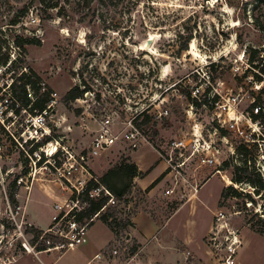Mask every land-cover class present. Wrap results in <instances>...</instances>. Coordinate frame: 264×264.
Here are the masks:
<instances>
[{"label":"rangeland","instance_id":"rangeland-1","mask_svg":"<svg viewBox=\"0 0 264 264\" xmlns=\"http://www.w3.org/2000/svg\"><path fill=\"white\" fill-rule=\"evenodd\" d=\"M19 37L32 41L19 47L24 66L57 94V104L46 121L50 136L39 141L45 143L44 150L48 138H63L78 149L90 147L99 128L97 120L103 116L111 117L115 133L125 130L127 118L137 117V124L160 143L190 138L195 131L207 137L217 127L216 100L224 103L239 95L237 113L244 116H250L255 105L264 107V0H0V39L7 41L2 52L14 54ZM149 39L152 42L147 45ZM74 87L95 95L66 102L65 95ZM196 87H201L200 101L193 96ZM166 107L168 118H157ZM27 120V115L14 118L12 132L17 138L27 131ZM247 120L241 126L249 136ZM259 121L261 139L258 146L251 144L255 161L264 157V112ZM219 134L226 139L219 142L216 167L198 170L197 178L195 170L189 171L187 182L181 181L170 196L151 199L149 210L163 223L188 193L173 223L193 216L207 228L209 208L215 212L224 208L229 226L240 232L243 242L238 264H264V189L255 192L260 182L264 185V172L247 176L256 184L245 180L236 185L231 149L237 153L242 143L226 129ZM0 141V264H7L8 258L25 253L22 242L28 241L36 252L39 247L32 243L34 235L24 211H19V201L26 203L28 214L45 228L59 214L55 207L71 193L60 182H48L54 177L40 171L36 178L46 183H33L28 192L25 188L33 181L28 173L34 167H30L32 161L24 164L25 151L34 145L24 144L23 150L7 137ZM119 150L105 153L108 160L116 157L110 165L124 159ZM100 159L94 158L96 162ZM226 162L230 163L227 167ZM216 171L220 173L211 177ZM208 178L200 193L203 202L190 198L193 190L188 186ZM223 185L234 187L235 197L216 207ZM126 199L141 205L148 201L144 193L133 190ZM55 227V235L65 239L61 234L68 230L61 224ZM216 264L220 263L216 260Z\"/></svg>","mask_w":264,"mask_h":264},{"label":"built area","instance_id":"built-area-1","mask_svg":"<svg viewBox=\"0 0 264 264\" xmlns=\"http://www.w3.org/2000/svg\"><path fill=\"white\" fill-rule=\"evenodd\" d=\"M22 58L21 49L16 47L15 53L10 54L8 62L6 64H0V139H6L7 137L15 143L17 148L19 146L23 150L24 144L26 146H28V144L34 145L33 148L29 149V151H25L27 157L24 164H27L28 166L30 164L29 161H32V165H30V167L31 169L34 167V172H29L28 175L33 176L34 180L36 178V174L40 171L48 177H54V180L51 181L60 182L62 189L64 191L67 189V191L71 193V196L74 193H76L77 196L85 193L92 181L98 183V179L91 173V162L102 152L109 151L117 146H121L125 153L130 154L139 151L145 145H151L154 147L159 155L160 161L167 164L166 176L171 177L172 185H174L165 191V195L170 196L175 192V189L180 186L181 181H188L187 176L189 171L194 172L193 170H195L194 177L197 178L198 170L216 167L217 155L220 153L219 142L226 139L224 135L219 134L220 131L226 129L227 131L233 133L240 139L241 143L246 145L248 148L251 147V144L258 146L261 139L259 135L261 123L259 120L263 116L264 107L261 105H255L254 111L250 116L239 115L237 113L239 95H232L228 97L227 102L225 101L223 103L222 101H215L217 127L213 132H210L207 137L203 135V132L197 133V131H195L190 138H178L167 142L161 141L160 143H156L157 139L155 136L146 132L137 124V117L127 118V120L123 122L125 130L115 133L111 117L103 116L101 119L97 120L99 128L93 135L90 147L78 149L72 145H67L63 138L54 141H52L51 138H48L50 141L47 147L49 148L55 146L57 148L54 153H51V149L47 148L44 150L43 147L45 146V143L39 141L46 136H50V130L46 121L53 113V108L57 104V94H51V101L48 103L47 108L42 112H29L26 109H22L18 113L20 104L14 99L13 87L15 81L23 74L29 73L30 70L24 66L21 61ZM41 86L42 91H45V83H42ZM200 89L201 87H196L193 91V96L199 101V96H201ZM28 91L32 96L30 87H28ZM94 95L95 92L89 90L84 96L88 98L94 97ZM164 102L165 100L163 103ZM191 108L193 112V106ZM169 114L170 109L166 107L160 110L157 118H168ZM23 115L28 116L27 131L17 138L12 132L14 118H18ZM245 119H248L247 126L248 129L251 130V135L249 136L247 130L243 127V125L241 126L243 120ZM84 127L85 129H88L87 125H84ZM195 127H197V125ZM42 152H45L46 156H44ZM231 154L232 157H235V163H237L241 156L237 155L233 148L231 149ZM255 164H258L257 171L259 173H263L264 157L257 159ZM218 173H220V171H216L213 175ZM20 183L21 182L19 181V184ZM30 186L25 189L29 190ZM188 188L189 191L193 190L191 195H195L198 193L199 184L188 186ZM102 191L105 192V195L109 196V200L101 212L105 211L109 207L121 208L123 202H120L103 187L91 190L89 192V197L92 198ZM71 196L69 195V199ZM186 196V199L181 196L180 201L185 202L188 199V193ZM67 203L68 201L64 206L57 205L55 207L59 211V214L54 216L53 221L66 210ZM81 205V201L77 199L72 203L71 208H79ZM20 210L21 208L19 211ZM19 211L18 215L20 214ZM100 213L96 214L85 224H77L75 222L69 223L66 235L61 234V237H64L67 240V243H58L52 246L50 242H48V245L51 247L49 250H68L86 243L87 232L90 228L89 225L99 218ZM65 227L66 226H63L64 229ZM231 228L232 227L229 226V217L226 214L225 209L218 208L214 215L213 228L206 237V246L210 249L220 264H238V251L242 247L243 242L239 239L240 232ZM54 229L46 232L55 235ZM21 246L25 253H39L36 252L35 248H33L28 241L22 242ZM131 256V247L128 241L125 239H118L113 246L110 247V249L98 253L92 260L91 264L107 260L110 257L119 259L121 264H133L131 262L133 260ZM187 256L191 257L189 252L187 253ZM14 259L15 258H13V260ZM7 260L8 262L13 261L9 258ZM137 264L146 263L138 262Z\"/></svg>","mask_w":264,"mask_h":264},{"label":"crops","instance_id":"crops-1","mask_svg":"<svg viewBox=\"0 0 264 264\" xmlns=\"http://www.w3.org/2000/svg\"><path fill=\"white\" fill-rule=\"evenodd\" d=\"M117 147L120 148L118 152L123 150L121 146ZM105 153H107V151L99 155L100 158L103 159L97 162L93 160L90 164V170L98 177L103 176L107 171L117 165L115 163V165H110V162L116 160V157L108 160L104 158V155H106ZM121 156L124 158L123 160L135 163L139 171L144 174L142 177L134 180L132 190L133 192L139 191L144 193L148 200L147 202L144 201L143 205L135 203L132 200L123 201L120 211L122 215L130 219L133 224L131 227L124 230L118 238L107 224L97 219L88 229L87 241L83 245L62 252L48 250L32 254L23 253L7 264H91L98 253L110 249L116 240L121 238H125L131 247V257L133 259L131 262L133 264H137L138 262L146 264H216L214 255L204 244V239L213 228L214 215L216 213L214 209L208 207L211 218L207 228H202L193 216L188 217L181 223H173V220H175L177 214L185 206L188 198L183 204L179 205L180 207L178 210H176L168 220L160 223L152 216L149 206L151 207V199L155 200L157 197L165 194V191L169 187L168 182L172 181V179L171 181L168 180L170 176L162 178L166 174L167 164L160 161L157 151L151 145H145L133 154L123 151ZM95 166L99 168L96 170L93 168ZM213 176L214 175L211 177ZM160 178H162V180L146 193V190ZM210 179L211 178H208L203 183H200L198 193L191 195L190 198L197 197L199 202H203L204 198L200 196V193ZM47 181L58 183L57 181ZM37 182L46 183V180L35 178L31 186L33 183L35 184ZM224 187V185L221 187V193ZM68 199L69 194L61 206H64ZM220 199L217 201L216 207H219ZM19 202L29 226L45 232L49 230L54 217L52 218V223L42 228L28 214L26 203L24 205L21 201ZM188 252L190 253V258L187 256ZM96 264H121V261L117 258L110 257Z\"/></svg>","mask_w":264,"mask_h":264},{"label":"trees","instance_id":"trees-1","mask_svg":"<svg viewBox=\"0 0 264 264\" xmlns=\"http://www.w3.org/2000/svg\"><path fill=\"white\" fill-rule=\"evenodd\" d=\"M5 44L7 45V41L0 39V64H6L10 57L9 53L2 52L3 45ZM15 44L19 48L20 46H27L32 44V41H29L24 37H19ZM255 54H257V51H254L253 58H255ZM42 83L43 81L40 76L31 69L29 70V73L23 74L15 81L13 87V96L16 102L20 104L18 113L22 109H26L29 112H42L47 108L48 103L51 101V94H53V92L51 91V89L47 88L46 85V90L42 91ZM28 87H30L32 91V96L29 94ZM87 92L88 91L80 90L79 87H74L65 95V100L66 102H68L81 99ZM194 101L197 102V100ZM197 106H200V104H198ZM253 147L255 146L253 145ZM252 150H254L252 147L248 148L246 145L240 144L237 148V155L241 156L238 159L239 163L236 164L235 157H232V161L235 163V173L238 174H236L234 177V182L236 185L247 183L244 182L245 180L249 181L248 183L250 184H256L254 180L248 178L247 176L254 174V172V175L260 176V173L257 172V169L255 167V160L254 158H251ZM229 164V162H226V167ZM92 175L96 177L94 173H92ZM143 175L144 174L139 171L135 163L123 160L121 163L117 164L115 167L107 171L103 176L99 178L96 177L98 179V183H95L94 181L90 182L85 193L79 196L74 193L68 200L66 210L61 213L56 220L53 221L49 230L54 229L55 226L60 223L62 224V226H66L65 229H68L69 223L75 222L77 224H85L96 214L100 213L101 210L107 205L109 196L105 195V192L102 191L92 198L89 197V192L98 187H103L104 189L108 190L120 202L126 201V196L131 193V190L133 188L134 180L136 178L142 177ZM165 176L166 174L162 178H164ZM162 178L153 183L151 187L146 190V193L153 189L162 180ZM260 187L261 188H257L255 186V192L259 193L262 189H264V185L262 182H260ZM234 192H236L234 190V187H224L221 193L220 203H223V201L227 200L230 197L234 198ZM77 199L81 201V207L71 208L72 203ZM13 202H15V197L13 198ZM183 203L184 201L180 202V204ZM222 203L220 204L221 206H223ZM118 208L119 207L107 208L105 211L100 213L98 219L107 224L112 232L116 235V237L119 238L122 232L131 227L133 224L128 217H121V212L118 210ZM93 224L94 222L91 223L89 227H91ZM30 230L34 235L32 243H37L39 245L38 252L49 250L51 247L48 245V242H50L52 246L58 243H67V240L63 238L57 237L53 234H49L45 231L38 230L34 227H31Z\"/></svg>","mask_w":264,"mask_h":264},{"label":"bare ground","instance_id":"bare-ground-1","mask_svg":"<svg viewBox=\"0 0 264 264\" xmlns=\"http://www.w3.org/2000/svg\"><path fill=\"white\" fill-rule=\"evenodd\" d=\"M56 149L57 148L55 146H53L52 149H51V153H54L56 151Z\"/></svg>","mask_w":264,"mask_h":264},{"label":"water","instance_id":"water-1","mask_svg":"<svg viewBox=\"0 0 264 264\" xmlns=\"http://www.w3.org/2000/svg\"><path fill=\"white\" fill-rule=\"evenodd\" d=\"M151 42H152V39H149L147 45H150Z\"/></svg>","mask_w":264,"mask_h":264}]
</instances>
